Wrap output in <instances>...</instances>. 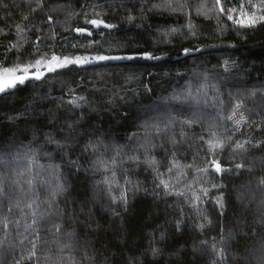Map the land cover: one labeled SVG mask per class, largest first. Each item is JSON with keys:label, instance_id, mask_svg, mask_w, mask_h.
Returning a JSON list of instances; mask_svg holds the SVG:
<instances>
[{"label": "trees", "instance_id": "trees-1", "mask_svg": "<svg viewBox=\"0 0 264 264\" xmlns=\"http://www.w3.org/2000/svg\"><path fill=\"white\" fill-rule=\"evenodd\" d=\"M52 56L89 63L0 94V264H264V21L211 0H0V66ZM213 159L229 170L197 171Z\"/></svg>", "mask_w": 264, "mask_h": 264}, {"label": "snow or ice", "instance_id": "snow-or-ice-1", "mask_svg": "<svg viewBox=\"0 0 264 264\" xmlns=\"http://www.w3.org/2000/svg\"><path fill=\"white\" fill-rule=\"evenodd\" d=\"M213 7L217 10V12L223 16H225L227 19L232 20V22L239 26V27H252L254 26L258 21H264V15L261 16H256L255 13H252L251 15L248 14V12L243 8H233V9H227L225 7L226 3H231V0H211ZM244 3L247 5H251L252 0H244ZM257 7H264V0H259V4ZM229 13H235V18L233 15ZM50 19V18H49ZM87 23L99 27L100 25L104 24L103 20H97V19H92L89 20ZM105 27H112L111 25H105ZM23 29H20L19 27L17 28V32L21 33ZM75 31L84 34L87 32V28H77ZM90 34V33H89ZM15 47V45H13ZM155 58V57H152ZM95 60L99 61H107V60H113V59H125V57H108V56H99L95 57ZM131 59V58H128ZM89 63V60L87 58L85 59H69L67 57H64L62 60L60 57L52 56L50 60H48L46 63L43 62L42 60H36L35 63H27V64H22L20 62L16 63L15 67H2L0 66V94H5L9 93L13 89H16L18 85H24L27 81L29 80H42L45 76V72L42 71V68H46L47 72H55L57 69H63L67 68L69 65L72 64H87ZM239 105L236 106L237 109H239ZM228 119H233V117H228ZM236 124H239L241 121L240 120H235L234 121ZM71 127V126H69ZM208 144V151L211 154V151L214 149H218L222 147V144L220 141L216 140L213 142V140H209L207 142ZM59 147V145H58ZM238 147H242V145H238ZM130 159H135L133 157H130ZM73 165H75V162H71ZM103 163V162H100ZM151 165L154 167L155 166V161L150 162ZM209 167L204 168V169H197V171L201 172H209L212 171L214 173H220L222 174L225 171H228L229 169H225L222 167V165L219 163L218 160H209L208 161ZM173 167H179L178 165H173ZM236 167H242L240 165ZM171 170V169H170ZM113 175H114V170H113ZM104 183L107 185L109 184V181L105 180ZM130 183V182H129ZM160 185H162L164 188H168V184L161 180ZM213 188L216 187V185L212 186ZM117 188L120 192L119 197H111L113 202H116L117 199L121 205L126 206L127 204V190L120 186L117 185ZM57 189L62 191L63 186L60 184H57ZM138 190V189H137ZM179 195L183 196L184 193H179ZM202 195L207 197L208 195V190L204 189L202 190ZM203 203V201L200 199V196H194V207L198 206V204ZM216 204L220 205L223 207L220 198L216 199ZM116 215H119L116 213ZM179 226V225H177ZM3 227H7V224H4ZM57 231H59V228H57ZM33 248H35V245L33 244ZM153 254H156V250H153ZM36 257V252L32 251L30 256H28L26 259L27 260H32L33 258Z\"/></svg>", "mask_w": 264, "mask_h": 264}, {"label": "rangeland", "instance_id": "rangeland-1", "mask_svg": "<svg viewBox=\"0 0 264 264\" xmlns=\"http://www.w3.org/2000/svg\"><path fill=\"white\" fill-rule=\"evenodd\" d=\"M236 14L234 13V16H235Z\"/></svg>", "mask_w": 264, "mask_h": 264}]
</instances>
